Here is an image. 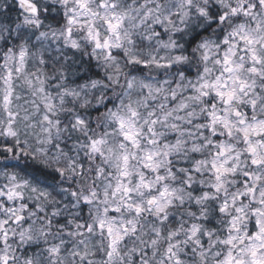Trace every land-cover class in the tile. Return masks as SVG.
I'll return each mask as SVG.
<instances>
[{
  "label": "rangeland",
  "instance_id": "rangeland-1",
  "mask_svg": "<svg viewBox=\"0 0 264 264\" xmlns=\"http://www.w3.org/2000/svg\"><path fill=\"white\" fill-rule=\"evenodd\" d=\"M32 1L43 15L57 13L51 23L62 24L46 32L49 39L42 34L29 42L31 47L20 42L6 52L1 51L6 34L0 30V153L9 156L0 164V198L7 202L0 204L7 220L5 226L0 222V264H18L30 227L18 218L29 205L37 213L48 209L47 221L64 233L42 249L45 264H55L68 236L74 241L64 254L70 263L78 257L90 260L89 251L100 239L108 259L125 237L137 233L138 216L165 218L160 214L167 207L190 198L196 206L221 202L216 222L221 236L213 239L199 222L180 229L178 224L158 260L152 262L140 248L138 264H192L180 261L179 252L208 245L212 250L195 254L202 264H264V0H258L256 13L235 21L234 28L198 42L192 61L185 43L193 29L208 23L206 6L230 11L236 0ZM40 24L37 18L20 23L29 29ZM86 43L85 56L103 80L76 86L64 61L79 55ZM44 57L59 63L54 76L44 72ZM185 67L190 75L182 71ZM65 102L99 106L100 118L81 113L62 121L58 109ZM191 133L195 137L188 142ZM181 149L186 150L183 160L204 155L194 164L202 179L191 183L182 168L178 172L184 183L171 187V156ZM20 154L52 165L67 185L83 192L64 187L52 191L7 169ZM84 164L95 172L89 169L94 173L82 182V171H77ZM190 185L199 192L194 194ZM80 205L87 207L91 221L65 229L71 206L76 210ZM203 217L201 213L197 220ZM247 218L257 222L251 235L244 230ZM143 234L141 229L133 240ZM128 257H135L134 250Z\"/></svg>",
  "mask_w": 264,
  "mask_h": 264
},
{
  "label": "trees",
  "instance_id": "trees-1",
  "mask_svg": "<svg viewBox=\"0 0 264 264\" xmlns=\"http://www.w3.org/2000/svg\"><path fill=\"white\" fill-rule=\"evenodd\" d=\"M53 6L57 7L58 4H54ZM257 7L259 6L257 5ZM205 9L207 11V17H204V19L207 18L208 23L200 29H193L189 33V37L187 38L185 43V51L190 55L191 61L192 57L196 56L194 47H196L198 42H200L206 36H208V38L221 36L222 33L228 30L227 23L222 20V17L220 15L221 13L224 14V12H222L223 10L218 5H212V7L208 5ZM52 15L56 16L57 13H48V15H43V12L40 10L36 18L41 19L42 24H40L38 28L29 29L25 26L20 25L21 20L26 17L22 14L18 6L12 0H0V30H2V33L6 34V38L1 45V51L6 52L10 48H15L18 44H20V42H23L24 45L29 44L30 41L39 38L42 34H44L47 39L48 34L46 32L57 31L62 24V22L58 24L51 23L50 17ZM224 19H226V16L224 17ZM13 42L15 43L13 44ZM25 46L28 48L31 47L30 44ZM81 48L82 49L79 55H71V58H68L69 55L65 53L68 59L64 61V64L66 66V72L67 68H69V71L71 70L73 74V80H71L72 83L76 86H81L91 82L94 79L103 80V77L99 73H97V70L92 68V66H95V64L91 62L90 56H85L84 50L86 52L89 49V44L86 43ZM196 63L193 64L195 69L197 70L198 67ZM42 66L44 72H47L51 76H54L58 70L59 63H57L56 61L54 63H51V61L48 60V57H44ZM131 71L135 73L139 72L140 69L131 67ZM182 71L185 74L190 75L189 68L185 67L182 69ZM64 80H68V78ZM117 89L118 86L115 89V94ZM109 94L110 91L103 93L101 95V99ZM65 105L62 108L58 109V112H60L58 118L62 121L64 119L71 118V116L73 117L74 115L81 113L83 114V116H85L86 114H91V119H95V116L96 119H99L101 115V107L99 106H95L93 108L90 105H72L71 103L66 102ZM194 137L195 135L191 133L188 137V142H192ZM181 150L182 152L180 154H178V150H175V156H171L174 165H169V170L174 173V176H171V178H169L170 180L167 179V182L171 187L175 185L178 186V184L184 183V180L182 179L183 174L178 172L179 170L181 171L182 168L188 175L192 177L191 183L198 184V180L202 179V175L194 171V164L197 163L201 158H204V155L202 154L199 156V154H195V157H187L185 160H183L182 153L186 157V150ZM8 157L9 156L0 153V164L4 161L9 160ZM31 159H33L31 155L20 154L19 156L17 155L15 163L12 166H8L10 168H4L12 170L17 174H21L40 185L49 187L52 191H55L57 187H64L67 192H69V188L74 189L78 195L83 192V188L77 189L72 185V183L67 185L66 182L63 181L62 176H58V172L51 167L52 165L43 162H36L34 159L32 161ZM81 163L83 164V159H81ZM83 167L84 168L77 171L78 174L82 171V173L80 174L82 182L90 178L92 176V173L95 172V167H93L92 165H90L89 168L88 164H84ZM246 167H248V165H246ZM89 169L94 172L89 171ZM205 177H208L211 181H213L215 178L214 175H208ZM237 177L239 178L240 176H236L234 177V179ZM262 182H264V179L262 180ZM191 185L190 190L193 191L194 194H197L199 192V189ZM230 190H232V188H230ZM74 199L76 201V197H74ZM224 199L226 198L223 196L220 197V200ZM68 201L69 198L67 197L66 202ZM182 201H184V203L174 202V205H172L171 207H167L168 209L166 208V212L160 214L165 218H159L158 216L155 217L152 214L148 213H143L142 215L138 216L139 220L138 224L136 225L137 227L135 228L137 233H132L131 237H125V239H123L122 242L118 244V251H115V258L112 257V254L110 255V259L105 258L104 250L106 249V246L103 244V241L100 239V241H98L99 246L96 247L94 240L91 239L90 241L93 242L92 244H94L95 248L93 247V249L89 251V253H91L89 256H92L90 260L85 261L83 258L78 257L73 263H70L64 254L66 250L74 245V241L71 237L68 236L66 238L67 243L62 244V246H65V248L59 254L60 258L56 259L55 264H138V260H140L138 257L140 255L137 256L136 252L140 248L144 250L143 254L153 262L158 260V258L160 257L159 255L161 254V250L165 249L172 241L171 239H169L168 234H174L178 224H182L179 227L180 229L185 225H189L190 223L199 222L202 225H205L207 229L212 232L213 239L219 238L221 236L222 233L216 231V222L220 215V209L222 208L221 202H217L216 204L209 203L207 205L196 206L192 204V198L187 201ZM2 202L4 204H7L4 199L0 198V204ZM257 205L259 204L257 203ZM55 207L57 206L55 205ZM69 208L70 207L68 206V209ZM45 209H47V207H45ZM70 209L72 215H69V217H65L68 220V223L64 225L65 229L71 230L72 227L77 224L85 222L89 223L91 221L86 206L83 205L81 208L80 205L76 208V210L73 208V206H71ZM27 210L28 212L24 216L23 221L24 223H30V227L28 228L27 234H25L22 238V244H24V246L22 251L20 252V255H17L15 261L18 264H45L44 252L42 251V249L45 248L46 245L51 244L52 239H62V237L65 236L63 232L60 231V234L57 230L54 229L55 226L52 225L53 221H50V223L49 221H47V218L49 216V214H47L48 209L47 212L45 210L44 213H37L36 206L29 205L27 207ZM201 213L203 214V216H205V218L203 217V220L198 221L197 217L200 216ZM249 215L251 216V214ZM250 220H252V218H247L246 225H244L246 227L244 230H246V233H248V235H251V233L254 232L257 224L256 221ZM6 221V218L3 217V214L0 213V222H2V224L5 226ZM145 222L147 225H149V227L145 225ZM58 226L63 227L62 224H58ZM141 229L144 231V234L137 240H133V238L138 235ZM3 234L4 231L1 230L0 236H2ZM70 241H72L73 244H71ZM151 242H154L153 246H151ZM7 244H9V250L11 249V254H15L12 249L13 244L10 241H8ZM19 244L21 243L19 242ZM157 244L158 247H155ZM179 247L180 249H182V246ZM131 249L134 250L135 257L129 259L128 253ZM193 249L194 250L191 249V246H188L186 247V250L184 252L180 251L178 255L180 261L192 264H202L199 258L196 257V255L199 256L206 250H212V247L208 245L207 247L199 248V250H196V248ZM151 250H155L154 255H151ZM120 254L124 255L120 256ZM27 259H29L30 261H27ZM204 264H213V262L208 260Z\"/></svg>",
  "mask_w": 264,
  "mask_h": 264
},
{
  "label": "flooded vegetation",
  "instance_id": "flooded-vegetation-1",
  "mask_svg": "<svg viewBox=\"0 0 264 264\" xmlns=\"http://www.w3.org/2000/svg\"><path fill=\"white\" fill-rule=\"evenodd\" d=\"M252 8H253L252 3L247 4V3H243V1H239L232 9V13H233L235 20L239 21L240 19H242V16L245 15L246 9L249 12V9H252Z\"/></svg>",
  "mask_w": 264,
  "mask_h": 264
},
{
  "label": "water",
  "instance_id": "water-1",
  "mask_svg": "<svg viewBox=\"0 0 264 264\" xmlns=\"http://www.w3.org/2000/svg\"><path fill=\"white\" fill-rule=\"evenodd\" d=\"M20 8L27 14L31 16H35L37 14V6L35 3L30 0H15ZM19 221L22 220V217H19Z\"/></svg>",
  "mask_w": 264,
  "mask_h": 264
}]
</instances>
